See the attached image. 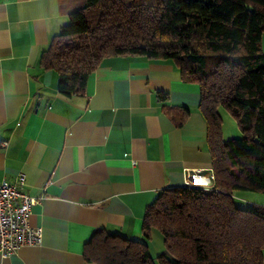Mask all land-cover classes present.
I'll use <instances>...</instances> for the list:
<instances>
[{
    "label": "crops",
    "instance_id": "1",
    "mask_svg": "<svg viewBox=\"0 0 264 264\" xmlns=\"http://www.w3.org/2000/svg\"><path fill=\"white\" fill-rule=\"evenodd\" d=\"M81 1L0 0V181L24 176L42 234L0 264H94L83 255L94 231L141 239L160 190L212 182L199 87L172 60L107 57L83 94L58 91L39 59Z\"/></svg>",
    "mask_w": 264,
    "mask_h": 264
},
{
    "label": "trees",
    "instance_id": "2",
    "mask_svg": "<svg viewBox=\"0 0 264 264\" xmlns=\"http://www.w3.org/2000/svg\"><path fill=\"white\" fill-rule=\"evenodd\" d=\"M262 34L264 0H82L68 13L39 59L57 74L58 91L83 94L107 57L172 60L183 80L198 84L213 174L208 186L160 190L144 211L141 239L94 231L85 260L262 264L264 205L234 201L235 193L264 194ZM219 107L235 118L240 137H222ZM154 231L165 248L155 258L147 244Z\"/></svg>",
    "mask_w": 264,
    "mask_h": 264
},
{
    "label": "built area",
    "instance_id": "3",
    "mask_svg": "<svg viewBox=\"0 0 264 264\" xmlns=\"http://www.w3.org/2000/svg\"><path fill=\"white\" fill-rule=\"evenodd\" d=\"M189 170L187 169L186 173ZM208 179L212 181L213 174ZM24 183V176L19 175L14 182L0 181V256L14 255L21 247L38 245L42 234L38 227L28 221L30 205L34 198L19 189ZM184 185H198L187 176Z\"/></svg>",
    "mask_w": 264,
    "mask_h": 264
},
{
    "label": "rangeland",
    "instance_id": "4",
    "mask_svg": "<svg viewBox=\"0 0 264 264\" xmlns=\"http://www.w3.org/2000/svg\"><path fill=\"white\" fill-rule=\"evenodd\" d=\"M66 22H68V19ZM261 51L262 53H264V34H262L261 38ZM218 111L221 118L222 137L225 140L229 138L240 137L242 133L239 127L237 126L235 118L230 114V112L223 107H219ZM240 193L243 195V198H245V202L241 201L240 198H237L235 195L234 201L239 206H244L246 204L248 205L247 202L249 201L254 202L255 204H260V202H264V194L260 192H247V194L244 192ZM147 244L152 257L155 258L157 255L165 253V248L162 243V237L159 232L154 231L152 237L147 240ZM154 260L157 264L156 259Z\"/></svg>",
    "mask_w": 264,
    "mask_h": 264
}]
</instances>
